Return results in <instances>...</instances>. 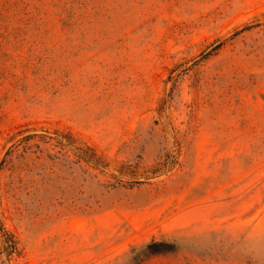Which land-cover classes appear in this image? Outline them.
Masks as SVG:
<instances>
[{
  "label": "rangeland",
  "instance_id": "obj_1",
  "mask_svg": "<svg viewBox=\"0 0 264 264\" xmlns=\"http://www.w3.org/2000/svg\"><path fill=\"white\" fill-rule=\"evenodd\" d=\"M0 264H264V0H0Z\"/></svg>",
  "mask_w": 264,
  "mask_h": 264
},
{
  "label": "water",
  "instance_id": "obj_2",
  "mask_svg": "<svg viewBox=\"0 0 264 264\" xmlns=\"http://www.w3.org/2000/svg\"><path fill=\"white\" fill-rule=\"evenodd\" d=\"M218 45V43L213 44L211 47H209L205 53L211 51L213 48H215Z\"/></svg>",
  "mask_w": 264,
  "mask_h": 264
},
{
  "label": "trees",
  "instance_id": "obj_3",
  "mask_svg": "<svg viewBox=\"0 0 264 264\" xmlns=\"http://www.w3.org/2000/svg\"><path fill=\"white\" fill-rule=\"evenodd\" d=\"M154 245L156 246V244H151V245L148 246V248H150V247H152ZM154 253H157V252H154Z\"/></svg>",
  "mask_w": 264,
  "mask_h": 264
}]
</instances>
